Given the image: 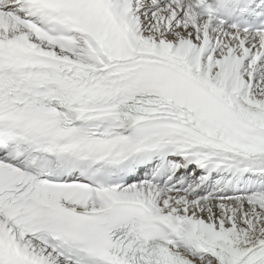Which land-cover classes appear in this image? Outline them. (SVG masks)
<instances>
[{"label": "snow or ice", "instance_id": "obj_1", "mask_svg": "<svg viewBox=\"0 0 264 264\" xmlns=\"http://www.w3.org/2000/svg\"><path fill=\"white\" fill-rule=\"evenodd\" d=\"M0 264H264V0H0Z\"/></svg>", "mask_w": 264, "mask_h": 264}]
</instances>
